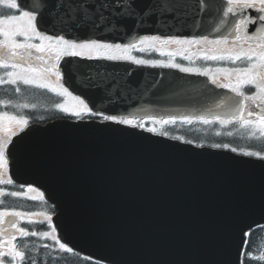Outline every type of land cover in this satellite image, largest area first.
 <instances>
[{
  "label": "water",
  "instance_id": "obj_1",
  "mask_svg": "<svg viewBox=\"0 0 264 264\" xmlns=\"http://www.w3.org/2000/svg\"><path fill=\"white\" fill-rule=\"evenodd\" d=\"M149 3L136 0L141 15ZM154 3L164 8L171 0ZM35 4L43 9L39 25L48 27L56 0H28L29 7ZM175 16L157 10L139 25L120 19L108 39L127 41L134 28L163 34L192 28L190 9ZM202 17L194 16V24ZM209 21L212 28L216 21ZM126 79L134 92L114 96L116 103L108 107L95 102V107L161 114L185 103L194 113L223 115L226 109L216 104L231 95L195 86L198 80L187 81L170 70H136ZM73 124L62 120L28 128L15 140L10 167L17 181L39 186L56 205L55 224L70 246L109 263L223 264L228 259L239 264L242 233L264 224V161L146 132L143 139L116 128Z\"/></svg>",
  "mask_w": 264,
  "mask_h": 264
},
{
  "label": "snow or ice",
  "instance_id": "obj_2",
  "mask_svg": "<svg viewBox=\"0 0 264 264\" xmlns=\"http://www.w3.org/2000/svg\"><path fill=\"white\" fill-rule=\"evenodd\" d=\"M47 0H45V3ZM9 10L18 14L0 13V86L11 85L13 95L22 94V86L45 89L63 97L62 103L54 107L74 121L73 126H94L98 128H116L128 135L143 139L142 133L165 137L192 145V140L183 136H170L167 126L191 125L194 121L208 125L219 123L222 126L235 124L246 131L248 139L264 141V0H195L194 8L187 0H171L164 8L150 0L143 11L136 7V0H56L55 7L49 13L52 24L38 26V17L43 16L39 4L31 7L28 0H0ZM23 6L27 10H21ZM191 10L194 16L212 17L216 23L211 32H199L195 35H139L127 42L108 39V34L117 29L120 19H134L139 25L143 17L170 12L187 15ZM111 25V27H108ZM197 21V27H200ZM87 29L86 36L79 35V30ZM120 30H123L122 28ZM135 32V28L133 29ZM51 34H48V33ZM139 53L141 55H137ZM158 53L165 59L144 58ZM177 57L188 64L178 62ZM72 58V63L86 70L77 80L86 81L85 87L108 89L118 85L112 82L113 73L107 70L110 63H131L142 67L178 70L180 73L206 77L208 82L218 89H225L231 95H224L216 104L217 108L226 109L221 114L201 115H152L122 111L100 110L90 101L74 94L66 86L63 63ZM202 61L203 65L197 66ZM96 62V63H87ZM128 77L131 72L126 74ZM156 81L152 87H156ZM128 89L132 85L125 79ZM252 90V91H249ZM7 91V90H6ZM211 91V90H210ZM219 95V94H217ZM5 109L0 111V185H15L9 170L13 162L12 149L16 147L14 138L26 133L30 127V118L21 109L35 108V105L19 103L12 98L0 99ZM91 105V106H90ZM123 126V127H113ZM128 129L135 131L129 132ZM219 135V133H217ZM228 135H232L231 132ZM204 144L196 147L203 148ZM214 149H226L246 157H255L264 161V149L244 150L229 144H212ZM25 191H7L0 188V198L28 197L44 204L45 192L33 184H21ZM4 200L0 199V205ZM264 209V206H262ZM47 223L49 230H29L22 224L33 225ZM252 229L243 232V247L239 254V264L250 259L248 237ZM37 237L51 243L29 246L27 238ZM40 248L55 252L72 253L74 246L65 241L53 216L47 210L40 212L19 211L0 208V264H37L36 255ZM7 258V259H6ZM86 260L91 257L84 256ZM264 260V256L259 257ZM110 264L124 262L110 259ZM223 264H229L228 259Z\"/></svg>",
  "mask_w": 264,
  "mask_h": 264
},
{
  "label": "flooded vegetation",
  "instance_id": "obj_3",
  "mask_svg": "<svg viewBox=\"0 0 264 264\" xmlns=\"http://www.w3.org/2000/svg\"><path fill=\"white\" fill-rule=\"evenodd\" d=\"M21 10H26V9L21 7ZM0 13L18 14L16 10H9L5 8L2 3H0ZM181 36H188V35H181ZM136 54L141 55L139 53H136ZM144 58L165 59V60L168 59V57H160L158 53H152L150 56H145ZM177 61L184 63L185 65L188 64L187 61H182L179 59V57H177ZM201 65H203V62L198 61L197 66H201ZM63 67L65 69L66 86L69 87V90L73 91L74 94H77L76 92H74L72 86L77 85L76 78H77V75L80 74V68H77L74 65H70V64H66ZM2 71L3 70H0V74H2ZM249 91H252V90H249ZM99 92H111V91L108 89V91L100 90ZM12 93H13V88L11 85L0 86V99L12 98L14 101L19 102V103H28L29 105H32V104L35 105V108L29 107L28 109L20 110L23 114L27 115L30 118V126L36 125V124L45 126L54 120L70 119L66 114L60 112L58 109L54 107L56 103H62L64 99L63 97L57 96L55 93H52L45 89H39L35 87H24V86H22V94L19 97L14 96ZM81 98H84V97L81 96ZM3 110H8L12 112L16 111L15 109H12V108L5 109L2 105H0V111H3ZM194 122L191 125H181L178 123L175 126L194 127ZM9 175H10V171H9ZM19 185L21 184L15 182V185H0V188H5L7 191H13V190L14 191H25V189H21ZM39 190L42 191L41 189ZM32 195H36V194L28 193L27 196H23V197L0 198L4 200V204L0 205V208L27 211V210H24V208H26L23 206L24 202L25 203L33 202L32 204L34 206L31 207L32 211L30 212H40L42 210H47L49 214L53 216V214L55 213V208L52 204H50L47 201L46 196H45V199L47 203L44 204L43 202H40L39 200L32 201L31 199H29L28 197Z\"/></svg>",
  "mask_w": 264,
  "mask_h": 264
},
{
  "label": "trees",
  "instance_id": "obj_4",
  "mask_svg": "<svg viewBox=\"0 0 264 264\" xmlns=\"http://www.w3.org/2000/svg\"><path fill=\"white\" fill-rule=\"evenodd\" d=\"M232 130V129H230ZM219 133V135H217ZM229 133V129H219V128H209V130L202 134L201 137L198 136H190V132H185V136H188L194 140L209 142V143H221V144H233L237 148H241L244 144V138L241 136L228 137L226 136ZM49 230V229H47ZM248 251L246 252V256H248L249 252L253 250H257L258 248L264 246V226L256 227L252 230L251 234L248 237ZM31 244L40 245L43 243H51L50 241H45L40 238H32L30 239ZM37 256L42 263L45 264H105L102 262L94 261V260H86L83 255L73 251L72 253H64V252H55L50 251L49 249L40 248ZM245 264H261L255 262L250 259H245ZM264 264V263H263Z\"/></svg>",
  "mask_w": 264,
  "mask_h": 264
},
{
  "label": "rangeland",
  "instance_id": "obj_5",
  "mask_svg": "<svg viewBox=\"0 0 264 264\" xmlns=\"http://www.w3.org/2000/svg\"><path fill=\"white\" fill-rule=\"evenodd\" d=\"M259 252H262L264 254V250L263 249H261Z\"/></svg>",
  "mask_w": 264,
  "mask_h": 264
}]
</instances>
